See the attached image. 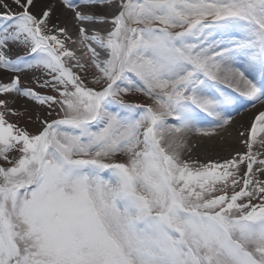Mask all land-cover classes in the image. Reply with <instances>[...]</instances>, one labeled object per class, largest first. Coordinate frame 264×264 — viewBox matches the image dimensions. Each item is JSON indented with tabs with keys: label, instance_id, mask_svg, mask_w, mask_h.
<instances>
[{
	"label": "snow or ice",
	"instance_id": "obj_1",
	"mask_svg": "<svg viewBox=\"0 0 264 264\" xmlns=\"http://www.w3.org/2000/svg\"><path fill=\"white\" fill-rule=\"evenodd\" d=\"M34 7L0 0V264H264V0ZM18 98L50 109L37 133ZM258 106L246 152L185 158Z\"/></svg>",
	"mask_w": 264,
	"mask_h": 264
},
{
	"label": "bare ground",
	"instance_id": "obj_2",
	"mask_svg": "<svg viewBox=\"0 0 264 264\" xmlns=\"http://www.w3.org/2000/svg\"><path fill=\"white\" fill-rule=\"evenodd\" d=\"M58 4V0H34L35 7L31 9L34 14H40L43 10L47 8L50 4ZM13 10L15 6L13 5ZM3 11V9H0ZM71 13L67 12L63 7L57 6L56 14L53 17V22L60 24V26H67L70 32L75 38L76 28L74 26V21L71 19ZM59 17V20L56 19ZM17 54H24L22 49L15 48L11 52V56L14 58ZM36 74V73H35ZM33 73L29 72L27 76H32ZM9 73L6 75L3 73V70H0V81L8 83ZM11 77V76H10ZM9 77V78H10ZM26 104L20 100L16 99L15 103L11 104L13 109L23 108ZM261 110L259 106L255 109L248 107L247 109L241 108L239 113L234 114V123L231 126L228 132H223L221 135L214 138H200L192 137L190 144L194 146L192 153L185 152V158L191 155L194 159L203 160L205 157L212 156L213 158L220 159H231L237 152H243V144L241 143L242 137L239 136V132L246 129L247 124L250 121H253L254 117L257 115L258 111ZM44 118H49L46 115H41L38 117L36 127L40 128V120ZM249 126V124H248ZM260 137H258L257 144L260 147V156L259 158L264 159V146L259 143Z\"/></svg>",
	"mask_w": 264,
	"mask_h": 264
},
{
	"label": "rangeland",
	"instance_id": "obj_3",
	"mask_svg": "<svg viewBox=\"0 0 264 264\" xmlns=\"http://www.w3.org/2000/svg\"><path fill=\"white\" fill-rule=\"evenodd\" d=\"M68 46L70 48L74 47L71 44H69ZM77 55H80L79 51H77ZM73 71H76V69L74 68ZM9 75L12 76L13 74L9 73ZM35 75L36 76H40L41 73L36 72ZM10 76H8V79H9V80H7L8 82H10V78H11ZM32 77H33V75L32 76H27L26 75V76L22 77L23 83H24L25 86L32 87L37 92H39L41 94H46V95H56L57 94V93H55L54 90H52L50 88L37 87L36 82L34 81V79ZM90 79H91V75L89 74V78H88V80H86V83H88V86H92L91 83H90ZM0 83H4V82L0 81ZM5 98H10L9 94L0 95V99H5ZM19 99L22 100L26 104V106L23 107V108H16L15 110L17 112L24 113V115L18 117V116H14V115L9 114L6 118L9 120V122L17 123V125L19 127L26 128L31 133H37L39 131V129H40L39 127H36V123L38 121V117L41 116V115H46L47 116V112L50 111V109H48L47 106L39 105L36 102L31 101V100L26 99V98H19ZM142 101H143V98L140 97V98H138L137 102H142ZM25 110H27V111H25ZM253 121H254V119H253ZM253 121H250L248 123L249 126L247 124L246 129H250ZM246 151H247V148H246L245 145H243V152L242 153H244ZM253 151H254V153L255 152H259L260 153V147H259L258 144H255L253 146ZM199 160L202 161V162H205V161H208V160L223 161V160H226V159L213 158L212 156H209V157H205L203 160H201V159H199ZM245 170H246L245 166L241 165V171L243 172ZM259 179L264 180V175L259 176ZM237 190H239V189H237Z\"/></svg>",
	"mask_w": 264,
	"mask_h": 264
}]
</instances>
